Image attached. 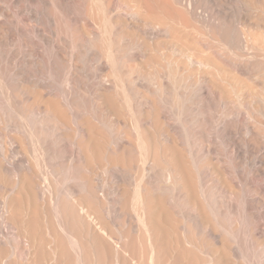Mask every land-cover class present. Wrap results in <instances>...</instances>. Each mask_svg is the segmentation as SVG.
Listing matches in <instances>:
<instances>
[{"label":"bare ground","instance_id":"obj_1","mask_svg":"<svg viewBox=\"0 0 264 264\" xmlns=\"http://www.w3.org/2000/svg\"><path fill=\"white\" fill-rule=\"evenodd\" d=\"M0 264H264V0H0Z\"/></svg>","mask_w":264,"mask_h":264},{"label":"rangeland","instance_id":"obj_2","mask_svg":"<svg viewBox=\"0 0 264 264\" xmlns=\"http://www.w3.org/2000/svg\"><path fill=\"white\" fill-rule=\"evenodd\" d=\"M14 237H15V234H14Z\"/></svg>","mask_w":264,"mask_h":264}]
</instances>
